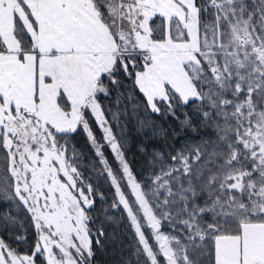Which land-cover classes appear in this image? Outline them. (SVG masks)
<instances>
[{
	"label": "snow or ice",
	"instance_id": "obj_1",
	"mask_svg": "<svg viewBox=\"0 0 264 264\" xmlns=\"http://www.w3.org/2000/svg\"><path fill=\"white\" fill-rule=\"evenodd\" d=\"M110 249L264 264V0H0V264Z\"/></svg>",
	"mask_w": 264,
	"mask_h": 264
},
{
	"label": "trees",
	"instance_id": "obj_2",
	"mask_svg": "<svg viewBox=\"0 0 264 264\" xmlns=\"http://www.w3.org/2000/svg\"><path fill=\"white\" fill-rule=\"evenodd\" d=\"M133 150H135V149H133ZM112 227L115 228L116 225H113ZM109 231L111 232L112 228H110ZM100 260H101L102 264H104L105 261H107V262H109V264H111V261H112L111 249L109 250V254H101Z\"/></svg>",
	"mask_w": 264,
	"mask_h": 264
}]
</instances>
